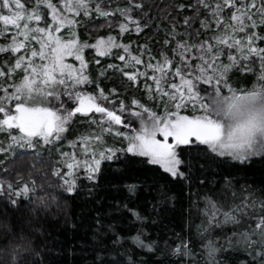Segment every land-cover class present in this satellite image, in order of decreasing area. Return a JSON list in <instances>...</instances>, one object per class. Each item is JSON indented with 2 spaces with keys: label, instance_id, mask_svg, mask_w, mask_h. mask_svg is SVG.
Segmentation results:
<instances>
[{
  "label": "snow or ice",
  "instance_id": "6c2138e0",
  "mask_svg": "<svg viewBox=\"0 0 264 264\" xmlns=\"http://www.w3.org/2000/svg\"><path fill=\"white\" fill-rule=\"evenodd\" d=\"M60 4L62 8L53 0H35V6L28 8L23 0H0V36L11 32L10 42L0 45V52L20 53L7 72L0 68V77H11L17 69L23 72L18 82L0 85V114H3L0 131H8L9 148L15 144L22 150L21 157L37 156L38 153L27 150L35 149L41 141L44 144L59 141L69 122L79 113L91 123L99 124L101 131L79 136L84 158L81 160L72 152L71 162L65 163L67 175H72L78 167L84 169V176L92 186L88 189L89 195L99 186L105 162H114V171L122 175L140 172L145 177L141 182L144 187H150L149 180L158 185L159 200L153 204L156 216L168 211L162 206L176 201L177 193H182L185 187L201 186L196 199L189 198L188 226L199 218L194 236L181 237L177 233L175 244L146 239L145 225L149 218L121 202L117 210H127L139 227L134 235L122 236L114 224H108L107 231L114 234L111 245L94 247L93 259L86 264H264V190L246 180L238 183L233 175L247 170L254 158L264 161V0H197L196 5H188L196 11L193 17L184 18V24L191 28L203 6L210 19H201L200 27L206 31L212 29L213 34L200 40V32L196 30V40H176L172 49L174 56L161 52L159 60L151 56L147 45L141 46L140 55H135L131 52V43L118 41L111 34L98 37L93 44L81 41L76 32L80 24L77 17L81 14L91 17L95 13L97 17L109 18L118 13L122 17L118 24L121 35L129 30L140 33L158 18L171 17L174 21L172 12L184 9L183 3L127 0L115 9L103 7V0H60ZM41 5H46L51 18V23L44 26L40 25ZM225 9H231L229 16L224 15ZM105 23L111 27L109 20ZM65 28L67 37L61 35ZM165 32L172 38L180 35L174 23L172 30ZM185 36L191 34L186 30ZM163 43L167 45L169 40ZM89 47L96 49L100 56L122 49L117 57L125 64L107 67L121 71L134 82L137 74L150 78L154 85L145 84V88L150 96L157 94L151 98L161 101L167 98L171 102V108L165 102L164 111L158 113L139 100H132L140 111H128L139 119V129H132L130 134L115 131V135L127 140L126 148L102 146L103 133L114 131L113 126L124 124V120L81 87L92 82L84 59V50ZM144 51L149 52L147 63L141 58ZM225 56L227 62L222 59ZM69 57L79 64L69 63ZM129 62L133 66L144 64L153 74L149 77L147 71L141 72L139 68L134 72L124 71ZM234 71L255 73L257 81L251 89H237L231 83ZM100 75L105 73L102 71ZM9 87L14 90L9 92ZM111 92L115 93L116 89ZM99 99L108 100L103 88H99ZM69 101L75 102V106H66ZM120 109L125 110L122 101ZM182 109H191L192 114H184ZM96 113L100 114L98 118ZM130 124L124 126L130 127ZM15 130L18 134H13ZM69 143L75 145L76 141ZM6 151L8 148L0 147V153ZM61 155L69 156V153ZM35 163H43V157ZM137 165L144 167L137 168ZM148 165L159 166L169 174L161 177L164 183L150 175L156 170ZM55 175L60 176V169L55 170ZM60 178L66 193L77 192L75 178ZM167 184L174 185L175 190H166ZM125 187L130 196L141 190L140 183ZM28 193L27 184L21 189L11 182L6 186L0 182V196L6 197L7 212L18 214L25 206V201L19 198ZM3 214L0 210V215ZM152 223H156L155 219ZM96 224L97 233L103 235L99 219ZM128 241L144 250L147 258L135 259ZM40 264L48 261L41 256Z\"/></svg>",
  "mask_w": 264,
  "mask_h": 264
},
{
  "label": "trees",
  "instance_id": "16d2710c",
  "mask_svg": "<svg viewBox=\"0 0 264 264\" xmlns=\"http://www.w3.org/2000/svg\"><path fill=\"white\" fill-rule=\"evenodd\" d=\"M23 2L28 8L35 5V0H23ZM54 2L59 3L60 0H54ZM174 2L185 5L182 10L179 8L173 10L174 21L171 17L169 19L158 18L140 33L129 30L121 35L118 24L122 17L118 13L109 18L91 16L89 19L80 20L76 32L81 41H87L89 44L95 43L100 36L111 34L118 41L125 44L131 43V52L135 55H140L141 46L147 45L151 56L156 57L157 60L161 59V52L173 57L172 49L176 46V40L189 39V42L196 40V30L200 32L198 38L200 40L208 39L213 34L212 29L206 31L200 27L201 19L206 17L210 19L208 10L203 6H200L199 16L192 23L191 28L184 24V18L193 17L196 11L195 7H188V5H196L197 0H174ZM125 3L127 0H111V3L109 0H103V5L111 9H115L118 4L122 6ZM230 14L231 9L224 10L225 16ZM43 19L49 20L47 12L43 14ZM106 19L110 21L111 27L105 23ZM143 23L144 21L141 20V24ZM173 23L176 26V31L180 34L175 38L167 36L165 32L166 29L172 30ZM101 24L105 26L100 27ZM213 28H215L214 23ZM186 30L191 34L190 37L185 36ZM165 39L169 40L167 45L163 43ZM5 41L7 38L0 36V44L6 43ZM232 51L235 52V49ZM85 54L86 72L90 75L92 82L86 83L82 88L84 91L96 95L98 102L104 106L109 107L107 105L109 104L118 115L122 116L124 124L118 127L120 131L130 134L132 129H139V119L128 111V109L140 111L136 105L132 104L133 99L139 100L141 104L158 113L164 111L165 102L171 108V102L167 98H164L163 101L151 98L157 94L152 93L150 96L145 88V84L154 85L150 78L137 74V80L134 82L124 76L121 71L107 67L109 64L117 66L125 64V61H120L117 57V54H122V49H113L112 54L108 56H100L94 48L86 49ZM16 58L15 54L10 52L0 53V68H4L7 72L8 68L15 63ZM141 58L147 63L149 52L144 51ZM125 59L128 61L127 56ZM175 59L178 60L179 56L177 55ZM222 59L227 62L226 56ZM195 63L196 61L193 60V64ZM136 68H139L141 72L147 71L149 77L153 74V70L145 69L144 64L133 66L131 62L127 67H124V71L134 72ZM102 71L105 75H100ZM21 77L22 74L16 70L11 77H0V85H12L14 82H18ZM256 81L255 73L234 71L231 74V83L237 89H251ZM97 86L104 89L108 95L107 101L99 99ZM113 88L116 89L115 93L111 92ZM62 99L66 98L62 97ZM121 101L124 104V111L120 109ZM66 106H75V102L69 101ZM182 112L192 114L191 109L182 110ZM81 117L82 115L76 114L71 120L69 137L87 131L86 123L80 121ZM129 122H131L130 127H125L124 125ZM5 146L4 142L0 141V147ZM45 146L27 150L29 153H38L37 156L25 155L21 157L19 155L21 149L12 150L8 155L4 152L0 153V182H3L5 186L11 182L14 187L22 188L25 184L29 187L28 195L19 198L25 201V206L18 214L7 212L4 209L6 197L0 196V210L4 211V214L0 215V264H40L41 256L48 261V264H86V262H91L94 255L92 249L99 245H111L114 239V234L107 231L108 224H114L122 236L134 235L139 227L138 223L133 222L134 218L127 210H117L121 202H126L129 208H136L149 218L145 225L146 239L157 240L158 243L168 240L170 244H175L178 242L175 239L177 233L181 237L188 235L191 238L194 236L195 224L199 223V218L194 220L191 227L188 226L189 198L196 199V193L201 189L200 185L193 184L190 188L185 187L182 193H177L176 201L166 202L162 206V209L167 208L168 211L156 216L153 212V204L159 200L158 185L149 180L150 187H144L141 182L145 177L140 172L131 171L122 175L114 171V162H105L102 166L104 175L99 181V186L92 189L91 195H89L88 189L92 186L86 180L84 170L81 172V169L74 177L77 181V192L68 194L62 185L61 172L60 176L55 175V170L60 169L61 164L54 153L58 149L62 154L63 149L60 147L50 149ZM41 157H43V163H35ZM136 167L143 168L144 165ZM148 167L156 170L150 175H154L161 184L164 183L161 177L169 174L164 173L159 166L148 165ZM262 174H264V161L261 158H254V163L247 170L233 173L238 183H244L246 180L253 187L264 190ZM217 181L219 183V177ZM129 183L141 184V190L135 196H130L125 187ZM166 190L174 191V185L167 184ZM97 219L101 221L100 231L103 235L96 231ZM153 219L156 221L154 224L152 223ZM94 235L96 240H93ZM127 244L135 259L147 258L144 250L131 245L130 241Z\"/></svg>",
  "mask_w": 264,
  "mask_h": 264
},
{
  "label": "rangeland",
  "instance_id": "374dc122",
  "mask_svg": "<svg viewBox=\"0 0 264 264\" xmlns=\"http://www.w3.org/2000/svg\"><path fill=\"white\" fill-rule=\"evenodd\" d=\"M53 3H55L54 2V0H53ZM56 5H57V7H60V8H62V5L60 4V2L59 3H55ZM35 6V5H34ZM33 6V7H34ZM102 6L103 7H105L103 4H102ZM32 8V7H31ZM107 8H109V7H107ZM40 10H41V13H42V15L44 14V13H46L47 12V14H48V18H49V20H46V19H42L41 21H40V25L41 26H44L46 23H51V18H50V15H49V10L47 9V7H46V5H41L40 6ZM92 16H96V14L95 13H93L92 14ZM97 17V16H96ZM90 17H84L82 14H81V16L80 17H77V19L78 20H86V19H89ZM81 22V21H80ZM77 27H78V25H77ZM76 27V28H77ZM61 35H64L65 37H67V35H68V30H67V28H65V29H63L62 30V32H61ZM11 36V32H9L6 36H1V37H4V38H7V41H5L6 43H4L3 44V42L0 44V45H7L9 42H10V40H9V37ZM93 44V43H92ZM35 47H38V45H34ZM86 49H93V48H91V47H89V48H86ZM85 49V50H86ZM85 50H84V54H85ZM96 50V49H95ZM23 51V50H22ZM8 52H10V53H12L11 51H6V52H0V53H8ZM13 55H14V53H13ZM20 55V53H15V56L16 57H18ZM85 57H86V54L84 55ZM68 59V62L69 63H78L79 64V61H75L74 60V58H72V57H69V58H67ZM77 64V65H78ZM22 75H23V72H22V70H20V69H17ZM82 87V86H81ZM83 89V88H82ZM14 89L13 88H11V87H9V92H11V91H13ZM15 103V101H13V104ZM108 106H109V108L111 109V110H113V108H111V106L109 105V104H107ZM182 110H185V109H182ZM13 111H14V108H13ZM113 111H115V110H113ZM77 114H79V113H77ZM1 116H3V114H0ZM81 115V114H80ZM91 115V114H90ZM95 116L98 118L99 116H100V114L99 113H96L95 114ZM2 118V117H1ZM80 119H82V120H80L82 123H86V126H87V131L86 132H84L83 134H81V133H79V134H75V135H73V136H68V132H69V127H70V125H71V121L69 122V124H68V126H67V130L64 132V133H62L61 134V139L59 140V141H55L54 143H52V144H44L42 141L39 143V144H37V147L35 148V149H39V147H42V148H44V146L45 145H47V146H45V147H49L50 149H55V147H60V148H62L63 149V153H69V156H62L60 153H59V150L57 149V152L56 153H54L55 155H56V157L58 158V160H59V162H60V164H61V166H60V172H61V175L64 177V178H66V179H68V180H71V179H73L76 175H77V172L79 171V169H81V172L84 170L82 167H78V168H76V169H74L73 170V172H72V175H67V173L69 172V170L67 169V167H66V163L65 162H71V153L72 152H75L76 153V156L79 158V159H83L84 158V156H83V150H82V148H81V144H80V141H78V137L79 136H81V135H87V134H93V135H95V134H97V133H100V131H101V129H100V126H99V124H94V123H91L90 121H89V119H88V117H85V116H82ZM137 121H138V119H137ZM138 124V123H137ZM120 125H114L113 127H114V131H112V132H104L103 133V145L102 146H104V147H122V146H124V147H122V148H126L127 147V140L124 138V137H122V136H117V135H115V131L116 130H118V131H120L119 129H118V127H119ZM140 127V126H139ZM94 130V131H93ZM120 132H122V131H120ZM125 133H127V132H125ZM13 134H18V130H15L14 132H13ZM8 136H9V133H8V131H0V141H3L4 142V144L6 145L4 148H8V151H6V152H4V154H9L12 150H16V149H20L17 145H15V144H12L11 145V147L9 148V144L11 143L10 142V140H9V138H8ZM159 138V137H158ZM70 141H76V144L75 145H73V144H70L69 142ZM55 151V150H54ZM65 151V152H64ZM84 172V171H83ZM22 189V188H21Z\"/></svg>",
  "mask_w": 264,
  "mask_h": 264
}]
</instances>
